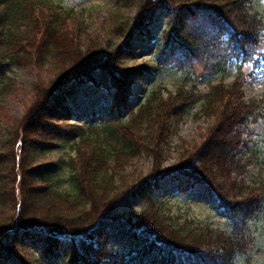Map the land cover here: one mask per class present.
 Wrapping results in <instances>:
<instances>
[{"label": "trees", "instance_id": "obj_1", "mask_svg": "<svg viewBox=\"0 0 264 264\" xmlns=\"http://www.w3.org/2000/svg\"><path fill=\"white\" fill-rule=\"evenodd\" d=\"M250 1L116 0L113 29L122 44L98 54L86 52L79 44L76 46L75 39L64 40L67 35L64 21L71 12L63 9L61 14L49 12L50 18L46 15L50 7L60 5L49 0H0V81L7 77L9 65L21 66L23 60L38 66L47 55L62 54L67 68L48 86L44 93L46 101L40 107L42 112H47L43 106L53 111L47 112L46 118L65 119L69 114L64 113L67 108L62 106V101L74 93L75 87L87 82L105 91L111 99V106L103 108L101 120L92 115L87 121L88 131L75 127L72 132L78 139H85V132L87 137H104L89 153V150L80 153L76 150V156L80 155L78 161L69 157L60 160L59 165H44L45 169L37 178H31L29 171L21 167V162L19 205L13 187L12 190L6 188L5 176L0 172V262L14 259V264H39L38 258L28 262L20 256L21 250H14L18 246H30L38 252L40 249L29 242L32 239L45 243L44 248L48 245L45 256L50 245L55 244L60 249L65 246L64 255L71 254L77 259L73 264H251L254 236L250 222L257 220L263 211L264 179L257 176L248 183L242 178L247 161L239 155V147L244 143L241 128L251 118L262 115L263 100L256 107L252 100L244 99L241 88L252 71L243 73L242 63L252 60L254 66L264 53L260 50L263 45L261 17L251 10ZM131 7L135 8L134 12ZM125 10L132 12L131 15ZM162 10L168 12L169 19L157 39V61L171 63L176 57L178 61L201 60L211 75L219 76L225 75L228 63L234 61L236 70L232 84H236L237 89L231 85L233 92H226L227 86L220 79L210 84L208 91L200 92L187 76L186 83L177 86L174 92L166 93L165 97L159 88H155L144 102L135 108L130 106L131 84L142 73L159 69L144 65L133 69L135 73L131 75L125 64L131 55L122 61L116 54L119 49L125 51L136 35L144 41L154 39L153 18ZM54 13L59 18H54ZM42 39L44 44H40ZM236 90L239 93L234 94ZM118 99L123 102L119 109ZM194 105L210 120L206 136L185 156L182 154L176 164L164 168V154L168 149L165 147L174 131V121ZM57 107L61 116L57 115ZM132 108L134 114H131ZM38 123L35 120L31 125ZM68 132L55 129L48 135L64 139ZM17 139L23 140L18 135ZM33 149H38L33 161L36 163L39 156H43V150ZM140 153L149 156L152 164L144 176L132 175L126 184L128 181L124 183L122 178L119 179L116 170L124 160ZM11 161L14 167L15 158ZM59 167L69 172V190L57 187L55 177ZM13 174L14 169L11 177ZM164 178L175 181L184 192L200 182L207 184L216 196L217 206L223 210L227 226L219 228L193 222L191 225L188 222L174 224L160 207V187L156 184ZM34 182L42 184L34 185ZM145 189L148 190L146 195ZM27 195L31 197L28 199ZM128 196L146 202L144 209L135 215L134 222L126 220L133 235L141 240V246L134 241L127 249L93 247L88 241L99 234L97 222L114 218V207ZM32 200L34 203L41 201L46 210L57 200H69L75 203L79 212L65 215L66 211L57 209L56 215H48L47 219L26 216L23 208ZM88 211L97 218L91 225L82 227L67 219ZM60 218L64 220L61 222ZM82 241L85 244H81ZM151 254L155 257L148 259ZM68 256L55 258L51 264H63L62 260ZM47 261L41 264H50V258Z\"/></svg>", "mask_w": 264, "mask_h": 264}, {"label": "rangeland", "instance_id": "obj_2", "mask_svg": "<svg viewBox=\"0 0 264 264\" xmlns=\"http://www.w3.org/2000/svg\"><path fill=\"white\" fill-rule=\"evenodd\" d=\"M49 2L60 6L48 8L50 10L46 14L48 16L49 12L59 14L63 9L71 12L64 21L67 28V35L64 40L75 39L76 46L79 44L86 52L94 51L98 52V54L112 50L116 44H122V40L113 29L115 25L116 0H49ZM250 5L251 10L256 11L261 17L263 45L260 50L264 53V3H261V0H251ZM130 10L134 12L135 8L131 7ZM124 12L130 15L132 13L126 10ZM53 16L55 18L57 15L54 13ZM168 19L169 15L166 10L157 12L151 26L156 37L144 41L143 38L136 35L129 41V47L126 46L125 48L127 49L125 51L119 49L116 54L121 56L122 61L125 60L127 55H131L130 59L125 63L131 75L135 73L133 69L144 65L148 67L156 66L159 69L142 73L131 84L130 106L132 104V107L135 108V106L137 107L144 102L150 91L155 88H159L164 95L163 97H165L166 93L174 92L177 86L186 83L188 81L186 79L187 76L196 84V88L200 92L208 91L209 85L217 83L220 79L227 86L225 88L226 92H233L231 85H234L237 89L238 86L232 84L235 80L236 70L234 61L228 63L227 72L223 76L211 75L206 69V64L201 60L188 62L182 59L178 61L179 59L176 57L171 63L160 64L157 61L155 56L157 41ZM44 43V39L40 40V44ZM82 52L84 53L85 51ZM254 56L257 57V55ZM64 58L65 56L62 54H57L56 56L47 55L38 66L21 60L23 65H9L7 77L2 78L0 81V172L5 176L6 188L12 190L13 187L16 204L18 203V205L20 200L18 180L21 176V167L29 171L31 178H37L39 172L45 169L44 165H59L60 160L69 157L76 160L79 155L76 156V150H78V153L89 150V153L98 143H101L99 140L104 139L102 135L94 138L87 137L86 132L84 133L85 139H78L72 133L75 131V127L89 130L87 121L92 110L98 112V119L101 120L103 116L101 115L102 108L111 106V99H109L108 94L95 88L89 82L78 88L75 87V91L71 95L73 98L66 96V99L62 101V106L67 108L64 113L69 114L65 119L46 118V113L53 111H48L44 106L43 108L47 112L41 111L40 107L46 101L44 93L47 92L48 86L56 76L67 68L63 63ZM250 71H252V74L246 77L243 88H241L244 99L252 100L253 105L256 107L259 101L263 100V102L260 108L262 115H256L255 119L251 118L246 126L243 129L241 128V136L244 139V143L239 147V155L247 161L241 176L248 183H251L257 176L264 179V125L260 123L264 121V54L259 57L254 66L252 65V60L242 63V72L249 73ZM235 92L239 93L238 90L234 91V94ZM121 103L123 102L118 99L117 109H119ZM134 108L130 109L131 114H134ZM56 112L57 115L61 116V110L58 107ZM114 118H116V115ZM35 120L39 123L31 125ZM112 120L114 121V119ZM174 123V131L170 135L168 147L167 145L165 147L168 149L164 154V156L166 155L163 164L164 168H169L176 164L182 154L185 156L194 146L199 145L204 140L210 120H207L200 112V109L194 105L187 108L184 114L179 119H176ZM251 125H257V127L254 128ZM55 129L64 130V132L69 131L67 138L54 139L51 135H48V132H53ZM17 135L21 136L23 140L17 139ZM37 140L38 142H36ZM35 147L43 150V156H39V161L33 163L38 154V149L37 151L33 149ZM13 157L15 158L14 167L11 161ZM151 164V158L145 153H140L132 159L124 160L116 170V175L119 176V179L122 178L124 183L128 181L126 182L128 184L132 175L144 176ZM12 169H14V174L11 177ZM68 176L69 172L67 169L58 168L55 178L59 189H71V184L67 179ZM41 184V182H34V185ZM160 184L159 191L162 199L160 207L170 215L174 224L188 222L190 225L193 223L200 225L209 224L219 228L227 226L228 221L223 210L217 206L216 196L210 193L211 191L209 192L205 185H195L189 191L184 192L178 188L176 182L169 178H165ZM151 188L154 190L153 187ZM144 194H148L147 189L144 190ZM26 197L29 199L31 195ZM126 198L120 200L114 207L112 211V214L115 215L114 218L101 219L97 222L96 227L100 229L99 234L95 235L91 241H88L93 244V247L101 246L105 250H117L119 247L129 248L134 239L132 230L126 220L134 222L135 215L144 209L146 202L144 201L145 199L139 200V197L136 200L132 199V201H129L130 198ZM68 201L62 200L61 202L57 200L53 203L51 209L46 210L44 208L45 205L41 201L34 203L32 200L23 210L26 212V216L46 219L48 215L55 216L57 209L60 212L66 211L65 215L78 213V207H76L75 203ZM70 208L74 210L70 211ZM85 209L87 210L86 206ZM79 210L84 212L80 208ZM67 219L74 221V225L81 224L83 227L87 224L91 225L97 218L94 217L92 211H88L86 214H76V216ZM58 220L62 222L64 218ZM250 230L254 236L251 264H264V206L261 216L257 220L250 222ZM29 242L40 250L35 252L30 246L14 248V250H21L20 256L28 262L38 258L39 264H41L48 262L47 258H50L51 262L49 263L51 264L54 263L55 258L58 260L62 259L63 256H68L63 253L65 246L60 249L56 247L57 245L52 244L47 253L49 256H45L44 250L48 248V245L44 248L45 243L42 241L29 239ZM136 244L140 247L142 244L141 240L136 241ZM52 250L55 251L52 252ZM76 260L70 254L62 262L63 264H73V262L77 263ZM0 264H14V259L2 260Z\"/></svg>", "mask_w": 264, "mask_h": 264}, {"label": "bare ground", "instance_id": "obj_3", "mask_svg": "<svg viewBox=\"0 0 264 264\" xmlns=\"http://www.w3.org/2000/svg\"><path fill=\"white\" fill-rule=\"evenodd\" d=\"M72 98H73V97H72ZM129 101H130V100H129ZM109 107H110V106H109ZM109 107H108V108H109ZM102 111H103V109H102ZM92 115H93V116H95V115H98V112H97V111H94V110H92V111L90 112V116H92ZM101 115H102V112H101ZM164 179H165V178H164ZM164 179H163V180H164ZM170 180H171V179H170ZM161 182H162V180H161L160 182H157V184H156V185H157V186H159V187H161V184H160ZM174 182H175V181H174ZM176 184H177V183H176ZM195 185H203V186L205 185V186L207 187V189L209 190V192H210V189H209L208 185H207V184H205V183H201V182H200V183H198V184H195ZM195 185H194V186H195ZM177 186H178V185H177ZM192 187H193V186H192ZM192 187H191V188H192ZM210 193H211V192H210ZM128 198H130V200H129V201H132V199H134V200H136V199H137V197H136V196H131V197H130V196H128L126 199H128ZM97 231H100V229H97ZM133 239H134V240H133V242H134V241H139V239L137 240V238H136L134 235H133ZM133 242H132V243H133ZM80 243H81V244H85V242H84V241H82V242H80ZM132 243H131V244H132ZM141 243H142V242H141ZM142 246H143L142 248H144V245H142ZM99 248H102V247H101V246H99ZM152 256H153V255L151 254V256H149V258H148V259H150V258H154V257H155V256H153V257H152Z\"/></svg>", "mask_w": 264, "mask_h": 264}, {"label": "clouds", "instance_id": "obj_4", "mask_svg": "<svg viewBox=\"0 0 264 264\" xmlns=\"http://www.w3.org/2000/svg\"><path fill=\"white\" fill-rule=\"evenodd\" d=\"M260 123H261V125H264V121H261ZM251 126L254 128L257 127V125H251Z\"/></svg>", "mask_w": 264, "mask_h": 264}, {"label": "snow or ice", "instance_id": "obj_5", "mask_svg": "<svg viewBox=\"0 0 264 264\" xmlns=\"http://www.w3.org/2000/svg\"><path fill=\"white\" fill-rule=\"evenodd\" d=\"M261 3H264V0H261Z\"/></svg>", "mask_w": 264, "mask_h": 264}]
</instances>
